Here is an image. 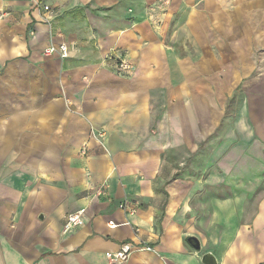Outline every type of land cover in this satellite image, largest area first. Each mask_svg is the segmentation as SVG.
<instances>
[{
  "label": "crops",
  "instance_id": "crops-1",
  "mask_svg": "<svg viewBox=\"0 0 264 264\" xmlns=\"http://www.w3.org/2000/svg\"><path fill=\"white\" fill-rule=\"evenodd\" d=\"M0 264H264V0H0Z\"/></svg>",
  "mask_w": 264,
  "mask_h": 264
},
{
  "label": "built area",
  "instance_id": "built-area-1",
  "mask_svg": "<svg viewBox=\"0 0 264 264\" xmlns=\"http://www.w3.org/2000/svg\"><path fill=\"white\" fill-rule=\"evenodd\" d=\"M46 10L50 9L49 5L45 6ZM70 46L66 43H62L59 45H50L48 46L44 53L46 54H58L61 57H66L69 54ZM134 64L125 58H121L118 61V68L120 72L130 73V71L134 70ZM104 193V192H103ZM120 208L133 213L136 210V207L129 203L128 199H124L120 204ZM84 209L79 210L77 212H73L68 214L67 221L65 223V231H69L74 229L78 225H82L84 223V219L82 214L84 213ZM110 227H115L117 224L114 221L109 222ZM145 247L151 248L150 245L145 244ZM134 245L131 242H125L122 244L121 248L115 253H109L108 257L117 262H124L128 259L130 254L132 253Z\"/></svg>",
  "mask_w": 264,
  "mask_h": 264
},
{
  "label": "rangeland",
  "instance_id": "rangeland-1",
  "mask_svg": "<svg viewBox=\"0 0 264 264\" xmlns=\"http://www.w3.org/2000/svg\"><path fill=\"white\" fill-rule=\"evenodd\" d=\"M249 80V79H248ZM221 96V98H222V100L221 101H223V99H225L226 101H227V109H226V118L227 119H234L236 116H237V114L239 113V104H240V99H239V97H240V95H238V97H232L230 94H227V95H220ZM243 97L245 96V95H242ZM246 98V97H245ZM230 126H231V124H230V121L228 120V122H227V125H226V130H228L225 134H227V133H229L230 132ZM224 139V138H223ZM214 144V143H213ZM212 144V145H213ZM210 151L211 152H213L214 151V148H213V146H212V148L210 149ZM192 160L193 159H191L190 160V162H189V165L191 164V162H192ZM192 176H190V177H193V176H199L198 174H196V173H193V174H191ZM181 176H183V175H181ZM201 176V175H200Z\"/></svg>",
  "mask_w": 264,
  "mask_h": 264
},
{
  "label": "water",
  "instance_id": "water-1",
  "mask_svg": "<svg viewBox=\"0 0 264 264\" xmlns=\"http://www.w3.org/2000/svg\"><path fill=\"white\" fill-rule=\"evenodd\" d=\"M188 241L195 249L197 250L201 249V242L196 236L188 237ZM206 257L208 256L206 255L204 259H206Z\"/></svg>",
  "mask_w": 264,
  "mask_h": 264
}]
</instances>
